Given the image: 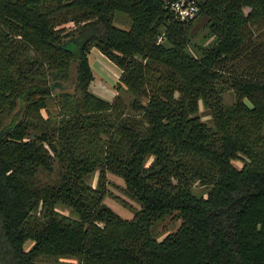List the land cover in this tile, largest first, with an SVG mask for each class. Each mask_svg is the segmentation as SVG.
<instances>
[{
    "label": "trees",
    "instance_id": "obj_1",
    "mask_svg": "<svg viewBox=\"0 0 264 264\" xmlns=\"http://www.w3.org/2000/svg\"><path fill=\"white\" fill-rule=\"evenodd\" d=\"M194 1L207 46L165 0H0V264H264V0ZM94 47L121 69L112 100L90 89Z\"/></svg>",
    "mask_w": 264,
    "mask_h": 264
},
{
    "label": "rangeland",
    "instance_id": "obj_2",
    "mask_svg": "<svg viewBox=\"0 0 264 264\" xmlns=\"http://www.w3.org/2000/svg\"><path fill=\"white\" fill-rule=\"evenodd\" d=\"M192 20H194L192 28H191V37H192L193 43H196L202 46L210 45L214 37L212 36L211 31L209 30L207 18L203 14H198ZM130 22H131L130 18L126 14L116 13L115 24L117 26L128 29L130 26ZM258 31H262L263 33L262 35L264 38V28L258 29ZM90 59H91V62L93 63V67L98 72V76L93 81V84L90 85L91 91L93 92L96 91L99 84H101L100 82L103 81L101 79H106L109 82V84L107 85L108 89L110 90V92L114 93L115 85L112 86L114 84L113 82L117 78H120V76L118 77V75L114 73V71H112L109 67L105 66L103 62L101 63L100 61H97L93 54L90 55ZM106 61L107 63H110L108 60ZM109 75L111 77L110 79H109ZM116 83L117 82H115V84ZM115 93H116L115 94L116 96L117 95L116 90H115ZM110 94L111 93H108V96ZM121 94L123 95L124 99L127 102H129V100L131 99V95L126 91H122ZM224 98H225V103L227 105H231L235 100L234 94L232 92L225 94ZM48 107H49V110L54 115H57V112H59V105L56 103L55 100L49 101ZM13 112L14 111L11 110L9 112H6L3 115H0V126H3L9 122V120L12 117ZM201 115L203 116L204 119L208 120L209 118L207 116L208 112L203 107L201 108ZM235 164L239 167L242 165L240 161H235ZM107 177H108L109 183L107 185L108 192L105 197V202L113 210L119 213L122 217L132 218L134 216L135 209H138L140 207L139 203L131 199L124 193L123 188L125 187V183L122 178L110 172L107 174ZM97 178H98V171H95L87 177V180L90 184L95 186L97 183ZM207 189L208 188L203 187V188L198 189L197 191L202 193V192L207 191ZM63 211H65V213L70 212V210H67L65 208H63ZM180 224H181L180 219L172 218V216H167L164 219L158 221L154 225L153 232L155 233V235L162 238L169 232L176 230L180 226ZM31 245H32V241L30 240L24 244L26 249H29ZM35 264H79V261L74 257L45 256V257H39L36 260Z\"/></svg>",
    "mask_w": 264,
    "mask_h": 264
},
{
    "label": "crops",
    "instance_id": "obj_3",
    "mask_svg": "<svg viewBox=\"0 0 264 264\" xmlns=\"http://www.w3.org/2000/svg\"><path fill=\"white\" fill-rule=\"evenodd\" d=\"M94 55L95 59L97 61H100L101 63L103 62V64L107 67H109L112 71H114V73H116L118 75V77L120 76L121 74V69L116 66L111 60H109L99 49H97L96 47L92 48L91 49V52L89 53V63H90V66L92 68V71H93V74H94V80L96 79V77L98 76V72L95 70V68L93 67V63L91 62V59H90V55ZM108 60L110 63H107ZM116 68V69H115ZM110 75H109V79H110ZM119 78H117L113 83L112 86L115 85V82L118 81ZM93 80V81H94ZM103 80L102 82H100L101 84H99V86L97 87L96 91H94V93L98 94L99 96L103 97V98H106L108 100H112L114 97H115V90H114V93L113 92H110V90L108 89L107 85L109 84V82L106 80V79H101ZM93 81L91 83V85L93 84ZM105 81V82H104ZM112 84V83H111ZM108 93H111L109 96H108ZM97 184V183H96Z\"/></svg>",
    "mask_w": 264,
    "mask_h": 264
},
{
    "label": "built area",
    "instance_id": "obj_4",
    "mask_svg": "<svg viewBox=\"0 0 264 264\" xmlns=\"http://www.w3.org/2000/svg\"><path fill=\"white\" fill-rule=\"evenodd\" d=\"M170 4L171 9L181 20L189 21L199 13V6L194 0H165Z\"/></svg>",
    "mask_w": 264,
    "mask_h": 264
}]
</instances>
